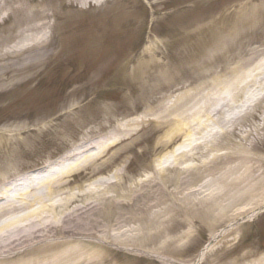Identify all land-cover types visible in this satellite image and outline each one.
Instances as JSON below:
<instances>
[{"label": "rangeland", "instance_id": "rangeland-1", "mask_svg": "<svg viewBox=\"0 0 264 264\" xmlns=\"http://www.w3.org/2000/svg\"><path fill=\"white\" fill-rule=\"evenodd\" d=\"M37 1L48 26L9 42V62L18 64L0 89V130L9 129L15 154L9 169L64 168L70 151L82 158L103 147L68 187L117 172L107 191L125 197L150 184L158 156L179 147L182 167L167 156L169 181L158 190L164 232L138 249L107 244L106 254L91 256L103 258L95 264H196L207 243L198 264H264V9L229 37L216 26L204 35V25L260 0ZM241 82L249 83L224 107L222 97ZM254 102L243 122L223 128ZM192 201L215 204L219 217Z\"/></svg>", "mask_w": 264, "mask_h": 264}, {"label": "bare ground", "instance_id": "bare-ground-1", "mask_svg": "<svg viewBox=\"0 0 264 264\" xmlns=\"http://www.w3.org/2000/svg\"><path fill=\"white\" fill-rule=\"evenodd\" d=\"M5 4L6 0H0V89L8 87L9 74H13L18 64L9 62V42L18 37L42 35L48 26L46 4L42 1L9 0V12L3 13ZM262 9L263 0L257 4L240 3L232 12H225L217 21L204 25L205 38L211 37L206 31L213 26L222 30V37H229L241 26L251 27ZM249 82L235 83L230 93L222 97L223 106L231 107ZM218 83L215 78L212 84L216 86ZM254 106L255 102L250 103L239 115L226 120L223 128L243 122ZM220 111L221 108L217 110ZM182 130L183 126L168 130L161 143L167 145ZM246 136L247 133L241 138ZM102 149L99 147L97 152L84 154L82 158L77 157L79 153L70 151L64 156L66 161L70 160L64 168L55 167L61 164L56 161L52 167L44 165L21 173L9 169L15 154H9V129L0 130V264H95L104 262L103 258L92 259L91 256L106 254L107 244L138 249L142 246L141 239L147 242L164 232L165 229L159 227L162 210L156 208L163 195L160 192L158 195V190H164L169 181L164 176L163 167L167 156L173 157L177 167H182L181 160L186 151L173 147L158 156L152 164L156 175L146 177L150 180L147 188L131 190L132 194L125 197L107 191L116 182L117 172L68 187L70 177L98 159ZM111 158L94 165L92 173L101 172ZM177 182H184V178L179 176ZM206 201H192L191 207L197 212L219 217L220 213H214L216 205L210 206ZM205 202L208 205L204 206ZM129 222L135 225H125ZM217 234H213L210 241ZM208 249L209 243L200 251L196 264Z\"/></svg>", "mask_w": 264, "mask_h": 264}]
</instances>
